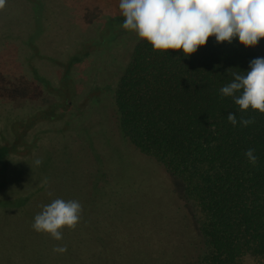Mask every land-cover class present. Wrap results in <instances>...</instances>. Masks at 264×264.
<instances>
[{
  "label": "trees",
  "instance_id": "16d2710c",
  "mask_svg": "<svg viewBox=\"0 0 264 264\" xmlns=\"http://www.w3.org/2000/svg\"><path fill=\"white\" fill-rule=\"evenodd\" d=\"M97 13L92 6L83 5L82 0H6L5 8L0 11L3 99L11 100L13 84L19 87H16L18 93L25 95L24 86L3 77L16 74V62L25 51L30 50L31 56L45 57L35 41L48 29L66 32L68 44L82 42L80 49L68 54L60 76L64 83L60 85L63 94L71 91L70 75L74 65L82 63L91 51L95 52L96 46L106 42L100 32L95 34L91 28L98 20ZM108 20L121 21L123 17H108L105 23ZM26 23L30 24V32L22 29ZM117 40L114 36L111 43ZM68 51L67 47L62 48V52ZM130 54L132 56L122 66L111 94L118 143L113 155L116 151L128 150L144 157L149 164H159L163 169L159 184L170 182L173 177L180 191L170 193L164 188L169 198L180 199L171 205L177 225L173 233L176 242L169 245L162 236L164 248L158 250L156 256L165 259H159L157 263L151 262L152 258L145 264H264V114L251 109L242 112L232 97H223L220 92L222 87L233 82V73L244 75L250 70V61L264 58V38L255 47L245 48L238 38L229 44L217 43L215 37H210L205 46L190 56H185L182 51L157 52L143 41L140 45L135 44ZM29 58L19 67L30 68L37 81L49 91L53 90ZM3 103L0 106V188H7V193L0 194V205L21 207L43 188L39 185L30 189L23 178L15 179L20 184L11 180L14 169L24 170L22 175L29 172L25 131L38 119L52 120L55 111L24 117L11 112ZM53 104L66 108L69 101L63 97L62 102ZM50 107L48 110L54 106ZM229 113L236 116L235 126L228 121ZM242 117L254 118L255 123L242 127L239 123ZM20 127L23 131L18 133ZM6 134H15L14 139H9ZM32 141L34 146L35 140ZM20 148H26L21 155L18 153ZM249 148L255 149L258 156L256 165L245 156ZM49 152L45 151L43 155ZM14 155L18 160L9 161ZM92 158L97 165L95 173L101 175L103 166L99 154L95 152V158ZM41 169L42 166H36L35 176H41ZM91 189L97 190V186ZM143 192L146 195L144 204L149 208L144 215L151 218L155 214L160 234H163L167 223H160V213L165 217L163 209L166 205L159 202L157 205L161 208L147 206L149 195L158 193L150 183H146ZM108 220L102 223L108 226ZM128 224L131 222L127 219L123 225L128 228ZM139 226L138 222L132 229L143 231ZM109 238V235L102 238L109 248L105 245L97 247L87 264H98L105 251L113 264H120L119 260L125 255L120 247L110 245ZM142 238V232H134L129 237L132 242ZM144 252L146 250H139V254ZM126 255L134 257L135 252ZM55 264L60 263L56 260Z\"/></svg>",
  "mask_w": 264,
  "mask_h": 264
},
{
  "label": "rangeland",
  "instance_id": "374dc122",
  "mask_svg": "<svg viewBox=\"0 0 264 264\" xmlns=\"http://www.w3.org/2000/svg\"><path fill=\"white\" fill-rule=\"evenodd\" d=\"M82 4L92 6L99 12L98 20L94 21L91 28H94L95 34L100 32L106 42L95 45V52L91 51L82 63L74 65L70 75L73 81L71 91L63 94L60 85L64 83L60 76L68 54L80 49L82 42L68 44L67 33L63 30L54 32L48 29L36 39L35 42L40 51L46 54L45 57L31 56L30 50L25 51L24 56L19 57L16 62V74L3 77L8 79V82L24 86L26 92L25 95L23 92L18 93L16 89L19 87L13 84L11 100L5 101L0 87V106L4 102L11 112L24 117L31 113H55L54 120L38 119L25 131L24 138L29 145V172L22 175L24 170L18 172L14 169L11 180L18 183L15 179H25V184L30 189L39 185H43V188L21 207L0 205V264H55L56 260L60 264H87L97 247L105 245V248H109L104 240L108 235L110 245L120 247L125 255L118 259L120 264H145L152 258L154 260L151 262L159 263V259H165L156 256L157 251L164 248L162 236L169 245L176 242L173 233L177 225L173 220L171 205L174 202L177 204L180 199L169 198L165 195L164 188L170 193H180L177 181L172 177L170 182L168 180L165 184H159L162 181V167L154 162L149 164L144 157L133 155L128 150L121 153L116 151L113 155L118 143L111 94L122 66L127 64L132 56L130 53L135 44L140 45L143 40L138 39L134 32L123 29V20H108L105 23L108 17L122 16L118 7L119 0H82ZM22 29L30 32V24H24ZM114 36L119 40L111 43ZM64 47L70 52H62ZM26 58H29L37 72L47 79L53 90L49 91L37 81L30 68L19 67L21 62L26 63ZM60 90L62 93H59ZM63 97L69 101L66 108L53 104L62 102ZM50 106H54V109L48 110ZM21 131L22 127L17 132ZM14 136L15 134H6V137L12 140ZM32 140H35L34 146ZM25 150L20 148L18 153L21 155ZM45 151L50 152L43 155ZM95 152L102 160L101 175L95 173L97 165L92 158H95ZM37 158L43 161L40 165L42 177L35 176L34 173V161ZM10 160L16 161L18 157L10 156ZM146 183H150L151 188L158 192L149 195L147 206L161 208V202L166 205V209H163L165 217L160 213V223H167L163 234H160L155 214L151 218L144 215L149 210L144 204L146 195L143 190ZM151 184H155V188ZM94 185L97 190L91 189ZM8 187L14 188L10 185ZM3 191L7 193V188H0V194ZM155 197L161 199H154ZM56 198L65 201L76 200L82 205L81 219L77 227L75 230L63 229V239L60 241L48 234L37 233L31 227L35 215L42 211V206ZM159 202L160 205H157ZM181 204L184 203L181 201ZM105 219L112 223L108 220L106 222L109 225L106 226L102 223ZM127 219L131 222L128 228L123 225ZM138 222L143 231L132 229ZM134 232H142L144 238L132 242L129 237ZM64 245L67 246L66 253L53 252L54 247ZM173 247L174 245L172 249ZM139 250L146 252L139 254ZM127 252H135L134 257L127 256ZM107 254V251L102 252L98 264H113Z\"/></svg>",
  "mask_w": 264,
  "mask_h": 264
},
{
  "label": "clouds",
  "instance_id": "9594fccd",
  "mask_svg": "<svg viewBox=\"0 0 264 264\" xmlns=\"http://www.w3.org/2000/svg\"><path fill=\"white\" fill-rule=\"evenodd\" d=\"M5 6L6 0H0V11ZM118 7L122 28L134 32L157 52L182 51L190 56L210 37L229 44L238 38L245 48L255 47L264 38V0H119ZM249 68L244 75L233 73V82L220 92L232 97L242 112L251 109L264 114V58L253 59ZM227 118L233 126L237 124L234 114ZM239 123L247 127L255 120L242 117ZM245 156L252 165L257 164L255 149L249 148ZM42 163L41 158L34 161L37 167ZM81 214L79 201L56 198L42 206L31 227L60 241L63 229L75 230ZM53 252L64 254L67 246H56Z\"/></svg>",
  "mask_w": 264,
  "mask_h": 264
}]
</instances>
